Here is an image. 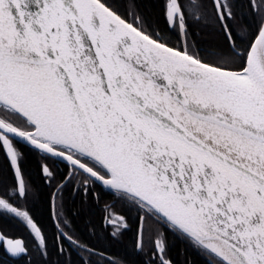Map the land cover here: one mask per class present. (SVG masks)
<instances>
[{
    "label": "snow or ice",
    "instance_id": "obj_1",
    "mask_svg": "<svg viewBox=\"0 0 264 264\" xmlns=\"http://www.w3.org/2000/svg\"><path fill=\"white\" fill-rule=\"evenodd\" d=\"M249 3L258 25L241 51L231 5L212 0L229 48L209 61L190 49L188 30L203 0H165L159 30L135 6L122 15L116 0H0V151L15 177L0 189V211L46 251L21 203L29 188L17 145H27L87 174L85 192L98 181L155 218L207 264H264V0ZM109 222L113 236L127 227ZM154 243L158 264H172L163 234Z\"/></svg>",
    "mask_w": 264,
    "mask_h": 264
},
{
    "label": "trees",
    "instance_id": "obj_2",
    "mask_svg": "<svg viewBox=\"0 0 264 264\" xmlns=\"http://www.w3.org/2000/svg\"><path fill=\"white\" fill-rule=\"evenodd\" d=\"M116 2L122 15H126L130 8L135 6L150 20L154 28L159 30L165 27L163 19L165 0H116ZM227 2L235 15V19L229 21V24L237 46L243 51L256 32L258 18L253 14L249 0ZM203 3L206 6L203 17L199 21L189 18L190 49L203 53L205 59L212 61L217 54L228 50L229 42L215 17L212 0H203ZM166 35L172 45L183 47V40L176 30L168 28ZM25 164V171L32 185L28 192L26 207L31 208L38 225L43 229L49 252L46 255L39 249L37 255L28 254L23 261L13 263L2 259L0 253V264H85V260L88 264H158V259L154 255L157 251L154 241L160 234H163L166 242V258L171 259L173 264H207L206 258L177 234L100 184L88 189L86 193L83 190L75 194L58 190L53 199L56 204L58 203V207L64 208L65 215L71 220L68 231L76 233L83 242L103 255L92 254L84 260L74 252L71 253V257L64 251L60 253L51 213L54 188L45 184L40 164L30 151L25 154ZM13 183L10 167L0 152V186ZM64 213L58 211L57 218H61ZM143 214L146 216L143 246L137 248L138 218ZM120 215L129 216L131 227L125 230L123 235L115 237L112 235V229L105 227L103 218ZM5 226L7 228L9 226V232L13 234L19 231L12 223Z\"/></svg>",
    "mask_w": 264,
    "mask_h": 264
},
{
    "label": "flooded vegetation",
    "instance_id": "obj_3",
    "mask_svg": "<svg viewBox=\"0 0 264 264\" xmlns=\"http://www.w3.org/2000/svg\"><path fill=\"white\" fill-rule=\"evenodd\" d=\"M182 42H183V46H184V41H182ZM17 147L20 148L21 152L23 153L22 167H23V172H24V178H25V181H26L29 189L32 187V185L29 181L28 174L25 171V166H26L25 154L27 151L32 152L33 156L35 158H37V160L40 164V167L42 164H47L48 167L50 168V170H52L54 172L55 178L53 180L49 181L41 169L42 175L45 179V184L48 187L54 188V191L52 194V200H51V213H52L53 223H54L55 228H56V240H57V244H58V248H59L60 253H62L64 251L68 257H71V255H72L71 253L74 252V253L78 254L84 260L86 258H89L90 255H92V254L103 255V254L99 253L97 250L93 249L87 243L83 242L82 239L79 238L76 233L68 231V230H70L71 220L65 215V213H64L65 211L63 210L64 208L62 206L58 207V203L56 204L54 202V199H53L58 190L60 192H63L64 190L66 192L70 191V192H72V194L77 193L79 190H83V192H85L84 186H83V180L85 179L87 174H83V175L77 174V175L72 176V175H70V173H71L70 162L59 160V159H55V160L54 159H47L46 160L38 150H35L34 148L27 146V145H17ZM0 152L3 153V151H0ZM3 156L5 157L4 153H3ZM5 159L7 160L6 157H5ZM7 163H8V160H7ZM10 170L12 172L11 168H10ZM12 175H13V172H12ZM13 178H14V183H15L14 175H13ZM13 184L2 185V186H0V189H9ZM96 184H100V183L98 181L97 182H91L87 186V188L91 189V188L95 187ZM54 186H56V187H54ZM96 197H98V194H96ZM21 203H22L23 207L25 208V210L29 211L34 222L38 225V221L36 220L33 213L31 212V208L29 207V209H28L26 207V204H27L26 201H21ZM58 211L64 213V215L61 218H57V216H56ZM115 217L123 218L124 222L127 225V227L122 228L121 232L115 236V237H119V236L123 235V232L125 230H127L131 227V223L129 221L130 220L129 216H121L120 215V216H115ZM142 217H143V219H142ZM142 220H143V228H144V222L146 220V216L144 214L138 218L139 227L137 228V240H138V235H139V230H140ZM103 221H104L105 227L107 226L108 228L112 229V231H114L113 225L109 222V217L105 216L103 218ZM9 223H12L14 225V227H16V229L19 231L14 233V234L9 232V229H10L8 226ZM5 224L8 226V228L5 226ZM38 227H40V226L38 225ZM40 229L42 230V234L46 239V236H45L43 229L41 227H40ZM0 231L3 234V239L0 241V253H1V258L4 259L5 261L7 260L10 263L21 262L24 260V258L26 259L28 254H32V256L37 255L39 249L41 250L42 253H45L46 255H48L49 248L47 247V241H46V251H45L44 246L39 244L37 238H34V234L30 231L29 227L25 226V224L22 223L19 219L11 216L10 214H4L2 211H0ZM62 233H67V235L71 236L73 238V240L75 241V243L70 242L68 239H66L65 236L62 235ZM142 236H143V234H142ZM7 239H11L14 242L17 240L21 241L26 248V253H22L19 255L12 254L11 251L9 249H7V245H6ZM82 246H86L88 249H91L92 254H90L88 251H85L84 247H82ZM166 259L171 261V259H169V258H166ZM115 263H116V261H115ZM116 264H118V263H116Z\"/></svg>",
    "mask_w": 264,
    "mask_h": 264
},
{
    "label": "water",
    "instance_id": "obj_4",
    "mask_svg": "<svg viewBox=\"0 0 264 264\" xmlns=\"http://www.w3.org/2000/svg\"><path fill=\"white\" fill-rule=\"evenodd\" d=\"M100 183V182H99ZM101 184V183H100ZM103 185V184H101ZM104 186V185H103ZM106 187V186H105ZM57 223V222H56ZM58 225V224H57ZM142 234H143V220H142V223H141V226H140V230H139V235H138V239H140L142 241ZM3 239V234L1 233L0 231V241ZM9 239L6 240V245H7V249H9V246L7 244V241ZM14 242V241H13ZM173 264V263H172Z\"/></svg>",
    "mask_w": 264,
    "mask_h": 264
}]
</instances>
